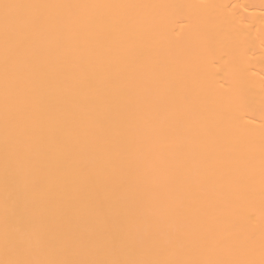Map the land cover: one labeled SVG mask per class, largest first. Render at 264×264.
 I'll list each match as a JSON object with an SVG mask.
<instances>
[{
	"label": "bare ground",
	"instance_id": "obj_1",
	"mask_svg": "<svg viewBox=\"0 0 264 264\" xmlns=\"http://www.w3.org/2000/svg\"><path fill=\"white\" fill-rule=\"evenodd\" d=\"M0 264H264V0H0Z\"/></svg>",
	"mask_w": 264,
	"mask_h": 264
},
{
	"label": "snow or ice",
	"instance_id": "obj_2",
	"mask_svg": "<svg viewBox=\"0 0 264 264\" xmlns=\"http://www.w3.org/2000/svg\"><path fill=\"white\" fill-rule=\"evenodd\" d=\"M3 7L7 9L8 7H11V5L4 4Z\"/></svg>",
	"mask_w": 264,
	"mask_h": 264
}]
</instances>
